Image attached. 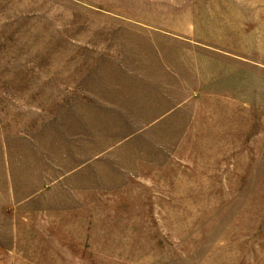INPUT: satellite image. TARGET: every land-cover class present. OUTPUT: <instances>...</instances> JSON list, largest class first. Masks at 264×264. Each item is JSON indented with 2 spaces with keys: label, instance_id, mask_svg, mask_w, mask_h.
I'll use <instances>...</instances> for the list:
<instances>
[{
  "label": "rangeland",
  "instance_id": "obj_1",
  "mask_svg": "<svg viewBox=\"0 0 264 264\" xmlns=\"http://www.w3.org/2000/svg\"><path fill=\"white\" fill-rule=\"evenodd\" d=\"M0 264H264V0H0Z\"/></svg>",
  "mask_w": 264,
  "mask_h": 264
}]
</instances>
